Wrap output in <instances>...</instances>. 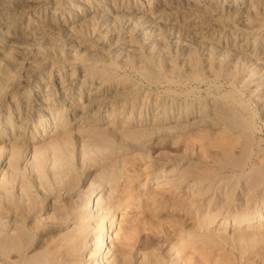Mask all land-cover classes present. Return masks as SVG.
Segmentation results:
<instances>
[{
    "label": "rangeland",
    "instance_id": "obj_1",
    "mask_svg": "<svg viewBox=\"0 0 264 264\" xmlns=\"http://www.w3.org/2000/svg\"><path fill=\"white\" fill-rule=\"evenodd\" d=\"M205 17L218 26H251L264 21V0L222 2L218 13ZM33 26L29 16L22 18V39ZM86 33L111 40L97 26ZM151 35L154 42L165 39L170 50H197L201 64L215 59L220 74L183 65L197 78L170 73L152 84L120 67L118 74L138 88L118 120L108 121L115 129L108 143L59 135L57 114L68 126L86 123L57 86L45 104L34 99L28 110L4 107V95L32 87L45 76L46 64L0 96V238H6L0 264H86L100 231L117 264H264V218L240 227L230 223L237 216L255 220L264 206V95L256 100L245 93L243 61L219 54L228 48L206 45L202 33ZM48 41L43 37L41 54L53 60L61 50L79 48L76 41ZM142 97L157 98L161 110L152 116L145 103L139 114L134 108ZM220 99L234 108H217ZM153 119L158 127H145ZM142 126L138 133L120 130ZM157 176L162 180L155 182ZM100 193L104 201L110 196L113 210L97 208Z\"/></svg>",
    "mask_w": 264,
    "mask_h": 264
},
{
    "label": "bare ground",
    "instance_id": "obj_2",
    "mask_svg": "<svg viewBox=\"0 0 264 264\" xmlns=\"http://www.w3.org/2000/svg\"><path fill=\"white\" fill-rule=\"evenodd\" d=\"M57 1L0 0V23L3 25L0 28V96L8 86L19 84L22 77L34 73L46 64L45 76L39 78L32 87L19 88L12 94L4 95V107L18 105L17 108L28 110L34 99L38 104H45L50 87L57 86L66 99L73 98V109L78 111L79 120L86 123L68 126L63 113L57 114L54 116L57 122L54 129L60 131V136L78 134L80 140L90 144L108 143L112 139V131L115 129L110 127L112 125L108 121L113 118L118 120L119 115L126 110V101L138 88L126 75L118 74L120 67L133 70L152 84L168 80L170 73L192 78H197V70L207 74H220L213 67L215 59L201 64L195 49L183 50L174 46V50H170L165 39L154 42L151 34H160L163 30L169 33L175 29L200 32L206 45L228 48L218 49V53L242 60L248 69L244 78L247 88L245 93L256 100L264 95V21L242 27L233 24L218 26L205 20V15L219 12L222 2L236 6L238 0H157L156 4H151V0ZM24 16H29L34 25L26 39L21 38L20 32V21ZM88 26H97L104 33L111 34V40L108 42L100 36L87 34ZM46 35L52 46L55 41L63 40L68 44L76 41L79 48L66 52L61 50L56 60H53L49 54H41L44 47L42 39ZM32 54L35 56L31 57ZM183 65L189 71L196 72L184 73ZM258 72L262 74L259 76ZM229 73L232 74V71ZM145 103L152 116L161 110L162 103L155 97H142L134 110L140 114L144 111ZM232 104L231 100L228 102L225 99L215 102L217 108L225 109L234 108ZM57 111L60 112L58 109ZM158 122L153 119L143 124L145 127L156 128ZM145 127L120 130L132 134ZM158 177L155 182L162 180V176L160 179ZM102 198L100 193L95 199L97 208L106 212L113 210L110 196L105 201ZM262 218L264 206L257 219L237 216L230 223L233 227H240ZM16 231L18 237L24 235L22 229L18 228ZM17 236L10 238L12 245L17 244ZM5 240L6 238L1 237L0 245ZM92 241L97 247L92 248L94 251L91 250L93 261L88 260L86 264H117L109 258L110 247L105 244L103 232L100 231Z\"/></svg>",
    "mask_w": 264,
    "mask_h": 264
}]
</instances>
